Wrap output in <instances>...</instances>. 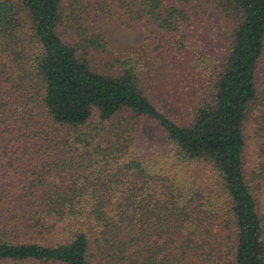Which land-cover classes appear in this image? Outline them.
<instances>
[{
    "label": "trees",
    "instance_id": "16d2710c",
    "mask_svg": "<svg viewBox=\"0 0 264 264\" xmlns=\"http://www.w3.org/2000/svg\"><path fill=\"white\" fill-rule=\"evenodd\" d=\"M209 6L237 18L222 63L206 61L197 32ZM90 12L142 22L144 44L117 48L90 29ZM6 60L17 80L0 106V264H264V215L245 170L256 109L264 132V0H0ZM173 69L181 80L168 84ZM143 120L164 131L177 164L217 169L229 234L215 233L210 193L135 156ZM60 229L57 244L37 241Z\"/></svg>",
    "mask_w": 264,
    "mask_h": 264
},
{
    "label": "rangeland",
    "instance_id": "374dc122",
    "mask_svg": "<svg viewBox=\"0 0 264 264\" xmlns=\"http://www.w3.org/2000/svg\"><path fill=\"white\" fill-rule=\"evenodd\" d=\"M209 8L206 12L201 13L196 22V26L198 27L197 32L202 35H199L197 32L195 33L202 38L201 40L206 37L208 39L207 43L210 44L209 47L212 49L207 53L204 52L206 61L209 62L208 60L215 58L218 63H222V56L228 51V41L231 39L234 28L233 23L237 18L231 16L227 20L215 8H211L210 6ZM117 12L119 11L114 9V13ZM83 16L87 18L86 14ZM89 16L90 18H87L89 21L87 25L90 29L104 34L117 48H138L144 44L146 30L142 22L132 21L128 16L121 15V13L120 16H112L103 15L99 12H90ZM36 46L33 45L30 52H37ZM214 50L217 53H214ZM190 60H193L192 57ZM194 60H196V57ZM208 64L214 67L219 66V64L215 63ZM15 71H17L16 66L8 60L1 62L0 89L3 92V97L2 99L0 98V106L3 104L2 101L8 103L14 96L13 84L11 82L12 79L13 81L17 80ZM162 74L165 75L164 79L168 84L174 81L177 76H179L177 81H180L182 76L175 69L164 71ZM257 82L258 87L264 90V64L259 69ZM171 109L173 112L171 111L169 113L175 116L178 115L176 113L181 111L178 104L171 106ZM1 117L2 113L0 111V119ZM261 117V113L256 109L250 116L246 127L247 146L245 151V170L251 188L259 199L260 212L264 215V180L256 177L264 169V132L260 129ZM94 121H97V119H94ZM6 141L7 139L5 137H0V143H5ZM133 145L135 156L142 161L144 167L149 171L166 177H177L181 179L182 184L190 185L196 192L202 191V193H210L213 197V202H216L215 207L222 213L220 214L222 225L216 228L215 233L220 232L222 236L229 234L228 231H224L225 223L228 221L224 219L226 217L223 214L228 212L230 204L225 185L216 168L202 162L184 165L177 164L175 161V148L169 141L167 135L158 126L145 120L139 124V129L134 136ZM63 233L64 230L62 229L55 230L45 240L38 237L37 241L44 243L47 239H51L57 244L64 239L65 234Z\"/></svg>",
    "mask_w": 264,
    "mask_h": 264
}]
</instances>
